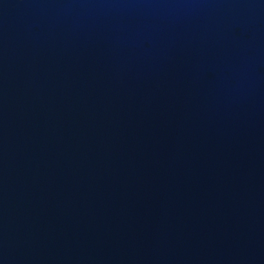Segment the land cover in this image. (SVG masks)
<instances>
[{
  "label": "water",
  "instance_id": "obj_1",
  "mask_svg": "<svg viewBox=\"0 0 264 264\" xmlns=\"http://www.w3.org/2000/svg\"><path fill=\"white\" fill-rule=\"evenodd\" d=\"M0 264H264V0H0Z\"/></svg>",
  "mask_w": 264,
  "mask_h": 264
}]
</instances>
